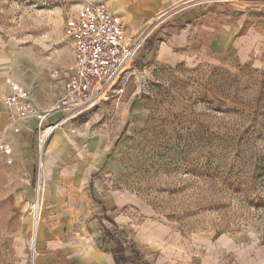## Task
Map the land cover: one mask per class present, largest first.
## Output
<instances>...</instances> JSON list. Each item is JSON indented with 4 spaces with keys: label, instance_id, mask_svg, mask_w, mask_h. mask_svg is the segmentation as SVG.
<instances>
[{
    "label": "rangeland",
    "instance_id": "374dc122",
    "mask_svg": "<svg viewBox=\"0 0 264 264\" xmlns=\"http://www.w3.org/2000/svg\"><path fill=\"white\" fill-rule=\"evenodd\" d=\"M113 1L136 8L134 18L147 23L137 34L148 38L113 98L52 142L55 175L79 163L85 141L105 135L115 190L130 194L136 210L174 224L197 257L223 235L264 248V69L242 65L234 47L217 41L247 35L264 19V0ZM96 2L114 10L109 0H0V35L17 45L15 74L49 110L73 65L66 22ZM161 41L169 53L208 50L211 60L160 59ZM35 146L17 160L0 152V241L27 231L30 264L35 186L40 175L45 192L48 183Z\"/></svg>",
    "mask_w": 264,
    "mask_h": 264
},
{
    "label": "crops",
    "instance_id": "0c3cea01",
    "mask_svg": "<svg viewBox=\"0 0 264 264\" xmlns=\"http://www.w3.org/2000/svg\"><path fill=\"white\" fill-rule=\"evenodd\" d=\"M109 3L130 32L137 34L147 25L146 19L134 18L138 16L136 8L113 0ZM217 41L220 49L234 47L242 65L264 69V19L235 42L229 36ZM166 45L163 41L158 45L160 59L172 55V60H189L193 64L211 57L208 50L198 55L180 49L169 53ZM216 45L210 46L214 52ZM16 46L0 35V152L7 149V155L14 160L24 157L23 150L29 153L37 141L36 121L19 119L5 104V97L12 91L11 83L26 85L14 71ZM35 97L32 95L38 110H49L50 105L38 103ZM106 144L107 137L102 134L85 141L78 152L79 163L65 172L59 170L58 175L52 167L53 150L48 153L44 177L48 183L46 192L43 185L34 264H264V248L242 243L231 235L221 236L212 249L203 250L202 257H197L193 244L180 236L174 224L154 217L147 209L136 210V200L130 194L115 190L108 172L110 150ZM50 172L53 175L48 177ZM15 200L19 202L21 198L16 196ZM73 210L79 215L77 220ZM10 237V241H0V264H30L28 232Z\"/></svg>",
    "mask_w": 264,
    "mask_h": 264
},
{
    "label": "built area",
    "instance_id": "2783aa9c",
    "mask_svg": "<svg viewBox=\"0 0 264 264\" xmlns=\"http://www.w3.org/2000/svg\"><path fill=\"white\" fill-rule=\"evenodd\" d=\"M65 35L71 42L73 65L66 89L53 107L47 111L38 110L30 92L13 83L12 91L5 97L6 106L19 119L36 121L35 151L39 166L55 132L113 98L116 87L144 49L148 38L147 33L130 32L103 2L86 5L71 15L66 22ZM43 185L40 176L35 186L37 203L44 194ZM37 219L34 213V225H38ZM31 250V264H34L36 249Z\"/></svg>",
    "mask_w": 264,
    "mask_h": 264
},
{
    "label": "bare ground",
    "instance_id": "6f19581e",
    "mask_svg": "<svg viewBox=\"0 0 264 264\" xmlns=\"http://www.w3.org/2000/svg\"><path fill=\"white\" fill-rule=\"evenodd\" d=\"M62 130L59 129L57 132H55V134L51 137L50 141H49V144H48V147H47V151H46V154H45V157L47 156V154L50 152L49 151V148H50V145L52 144V142L54 140H56L61 134H62ZM43 158L42 160V163H41V166H39V173L40 174H45L46 175V172H45V164H44V161L46 158ZM41 176V175H40ZM33 214L36 213L37 215V222H38V225L37 223L34 225V222H33V231H32V238H31V248L33 250H35V243L37 241V236H38V230H39V226H40V219H41V203L40 201L35 202L33 204ZM35 262V261H34Z\"/></svg>",
    "mask_w": 264,
    "mask_h": 264
}]
</instances>
